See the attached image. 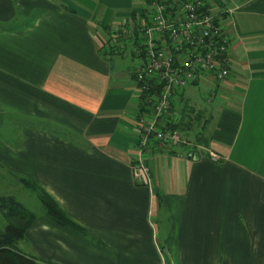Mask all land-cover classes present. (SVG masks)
Here are the masks:
<instances>
[{
	"label": "crops",
	"instance_id": "0c3cea01",
	"mask_svg": "<svg viewBox=\"0 0 264 264\" xmlns=\"http://www.w3.org/2000/svg\"><path fill=\"white\" fill-rule=\"evenodd\" d=\"M219 7L230 76L177 96L167 119L197 145L151 140L149 188L133 174L136 59L118 37L140 0H0L1 162L94 238L39 215L24 242L40 264H264V0Z\"/></svg>",
	"mask_w": 264,
	"mask_h": 264
},
{
	"label": "built area",
	"instance_id": "2783aa9c",
	"mask_svg": "<svg viewBox=\"0 0 264 264\" xmlns=\"http://www.w3.org/2000/svg\"><path fill=\"white\" fill-rule=\"evenodd\" d=\"M140 2L136 31L125 23L118 37L131 40L136 59L132 75L140 104L133 174L138 184L150 188L152 177L144 152L151 140L159 147L194 149L186 136L167 127L177 96L204 76L214 84L227 80L231 59L219 7L225 0ZM211 157L217 159L214 154Z\"/></svg>",
	"mask_w": 264,
	"mask_h": 264
},
{
	"label": "trees",
	"instance_id": "16d2710c",
	"mask_svg": "<svg viewBox=\"0 0 264 264\" xmlns=\"http://www.w3.org/2000/svg\"><path fill=\"white\" fill-rule=\"evenodd\" d=\"M128 23L135 31L138 24L137 17ZM134 31V32H135ZM137 33V32H136ZM111 52L113 47L110 46ZM0 123L7 117L5 110L0 108ZM179 124L167 123V127L177 130ZM183 130V127L180 126ZM179 129V130H180ZM201 139L197 141H201ZM197 144L194 143V147ZM5 171L12 180L17 181L22 186L33 192L43 207V215L51 222L68 229L82 237L94 240L88 230L82 225L73 221L57 204V202L36 182L23 175L11 172L6 169L0 159V173ZM0 264H40L38 260L24 253L19 248V243L24 240L25 234L37 220V215L22 204L14 195H0Z\"/></svg>",
	"mask_w": 264,
	"mask_h": 264
},
{
	"label": "rangeland",
	"instance_id": "374dc122",
	"mask_svg": "<svg viewBox=\"0 0 264 264\" xmlns=\"http://www.w3.org/2000/svg\"><path fill=\"white\" fill-rule=\"evenodd\" d=\"M104 51H106L105 48ZM205 93L203 92L204 96ZM201 102H203L202 99ZM7 119H9L8 116ZM4 122H6V117L3 118V122L0 123V138L3 140L10 141L11 134L7 133L5 125H2ZM0 195H14L22 204H24L29 210L34 212L37 216L39 215L44 216L42 214L43 207L40 201L38 200V198L36 197V195L33 192L29 191L24 186H22L17 181L12 180V178H10L5 171H1L0 173ZM2 226L3 224L2 221L0 220V228H2ZM19 248L24 253L33 255L29 244L24 242V240L19 243Z\"/></svg>",
	"mask_w": 264,
	"mask_h": 264
}]
</instances>
